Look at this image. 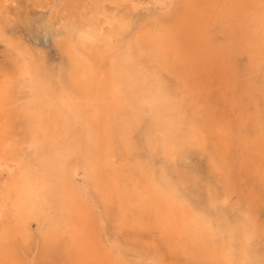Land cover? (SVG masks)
<instances>
[{"label": "bare ground", "instance_id": "1", "mask_svg": "<svg viewBox=\"0 0 264 264\" xmlns=\"http://www.w3.org/2000/svg\"><path fill=\"white\" fill-rule=\"evenodd\" d=\"M0 264H264V0H0Z\"/></svg>", "mask_w": 264, "mask_h": 264}, {"label": "rangeland", "instance_id": "2", "mask_svg": "<svg viewBox=\"0 0 264 264\" xmlns=\"http://www.w3.org/2000/svg\"><path fill=\"white\" fill-rule=\"evenodd\" d=\"M40 43L42 44V46L44 48H47V50L49 51V53L52 55L54 54L55 52V48H54V45H53V41H52V38L49 36L48 37H45V36H42L41 39H40Z\"/></svg>", "mask_w": 264, "mask_h": 264}]
</instances>
